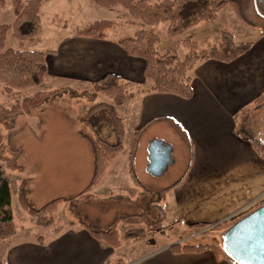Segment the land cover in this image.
<instances>
[{
	"label": "crops",
	"instance_id": "crops-1",
	"mask_svg": "<svg viewBox=\"0 0 264 264\" xmlns=\"http://www.w3.org/2000/svg\"><path fill=\"white\" fill-rule=\"evenodd\" d=\"M65 4L81 7L79 17L75 16L77 25H72L75 33L99 19L111 20L100 18L98 10L101 8L94 0H51L44 7ZM51 11V17L70 21L68 16L71 12ZM74 13L77 15L76 9ZM251 29L254 28L242 27L244 32ZM262 29L256 33L251 32V36L246 35V38L250 37L252 47L234 61L224 63L210 59L199 62L191 72L190 97L136 92L132 99L119 106L118 112L124 118L126 128L124 149L108 167L104 180L92 192L107 195L110 188L119 185L117 182L121 181V177L124 179L129 176L132 136L142 131L137 157L142 150L147 130L152 129L157 138L155 140L160 139L172 146L174 161L177 157L182 159L185 148L189 151L187 169L165 188L169 190L160 203L167 215V228H184L191 232L196 230L191 228L193 225H205V228L200 229L205 230L247 209L264 204V156L254 146L255 142L264 145V102L257 103L264 95ZM75 33L65 37L58 50L46 52L50 79L93 83L113 74L140 83V90L150 88L151 83L145 79L146 62L130 56L119 45L121 36L118 33L112 35L111 32L106 39L88 38ZM234 35L236 40L237 35ZM149 146L146 145L148 149ZM136 157L133 166L142 181L136 169ZM148 165L147 159L145 167ZM37 228L38 233L32 228L22 227L14 237L2 241L0 262L231 264L225 257L218 258L212 250H172V246L177 244L198 245L188 243L193 238L192 233L161 246L151 243L152 237H147L123 243L120 248H112L94 238L75 218L69 220L60 232H56V228Z\"/></svg>",
	"mask_w": 264,
	"mask_h": 264
},
{
	"label": "rangeland",
	"instance_id": "rangeland-1",
	"mask_svg": "<svg viewBox=\"0 0 264 264\" xmlns=\"http://www.w3.org/2000/svg\"><path fill=\"white\" fill-rule=\"evenodd\" d=\"M23 1L26 3L28 0ZM99 8H101L98 10L101 14L100 18H110L122 23L118 27H121L120 30L116 33L112 32V35L118 33L119 36H127L139 30L138 26L127 25L134 20L125 7ZM240 8L254 29L244 32L242 27L246 25L240 20L238 21L232 7L227 6L218 14L214 22L201 23L179 37L168 36V23H161L155 27L153 30L161 39L160 52L175 50L180 58L184 59L190 52L188 43H197L200 50L211 48L220 40L221 32L224 30L235 33L238 43L244 40L250 41V37L246 38V35L251 36V32L256 33V31L264 28V16L259 13L256 0H240ZM53 9L65 13L71 12V15L68 16L70 21L51 17V10ZM75 9L77 15L74 13ZM80 12L81 7L68 4L65 6H43L40 20L41 29L38 37L20 42L14 38L12 31H10L4 51L23 49L46 53L48 50H58L60 42L65 37L75 33L72 25H77L75 16L79 17ZM14 21L12 0H7L6 6L0 9V23L11 25ZM68 26L69 28L65 29ZM61 88H68V91L46 101L37 108L31 109L26 114L10 118L0 117V164L11 185L16 233L22 227L32 228L36 233L39 231L36 221L21 206L19 196L22 185L25 195L35 208H40L57 198L72 199L86 189L93 173L91 144L81 136L80 132L87 131L94 135V131H97L104 140L111 143L116 141L113 124L108 113L103 112L95 115L93 122L96 130L87 127L83 121V117L93 105L100 102L112 103L102 94L96 95L93 86L88 83L52 80L47 75L44 82L39 86L26 90L9 91L0 80V107L10 108L39 92H49ZM94 96H96L95 100L93 99ZM155 139H157L155 138V131L147 130L142 150L137 157L135 155L137 158L136 169L143 181L137 176L140 185L134 182L130 173L124 179L121 177V181L117 182L119 185L110 188L107 195L101 192H92L101 184L103 178L91 190L90 196L87 198L61 202L54 215L55 224L50 228L62 230L63 227L67 226L69 220L75 218L80 222H86L95 230H106L115 218L123 217L133 219L137 223H120L118 225L120 238H124L125 234L131 230H146L147 237H152L151 243L155 242L161 246L166 242L184 238V236L192 233L193 238L189 239L188 243H216L223 248L225 230L217 228L218 226L214 229L192 230L193 232H187L184 228L172 230L167 226L155 231L150 230L152 224L156 225L161 216L159 208H161V198L164 195L162 196L160 192L175 182L185 172L189 163V151L185 148L182 159L175 157L176 160L163 176L154 177L150 175L145 167L148 159V146L146 147V145ZM14 157H16L15 161L20 169L14 170L8 166L7 161ZM148 222L152 223L151 227Z\"/></svg>",
	"mask_w": 264,
	"mask_h": 264
},
{
	"label": "trees",
	"instance_id": "trees-1",
	"mask_svg": "<svg viewBox=\"0 0 264 264\" xmlns=\"http://www.w3.org/2000/svg\"><path fill=\"white\" fill-rule=\"evenodd\" d=\"M7 0H0V9L6 6ZM51 0H12L15 21L11 25L0 23V80L7 90H26L41 85L48 75L46 63V53L31 50L5 49L8 33L12 31L14 38L20 42L38 37L40 34L41 10L45 3ZM102 8L112 9L116 6H122L127 9L133 20L130 24L138 26L132 35L121 36L118 40L130 56L138 57L146 62L145 79L151 83L150 88L140 90V83L121 78L117 75L109 74L102 80L88 83L93 86L95 94H102L112 103L100 102L93 105L83 121L87 127L95 128V115L98 113H108L113 124V130L116 135L114 143L104 140L99 132L94 131V135L87 131H81L83 138L91 144L94 168L92 178L86 189L72 199L79 200L87 198L104 178L110 164L119 156L124 149V138L126 128L124 119L119 114L117 107L132 99L136 92H157L174 94L180 97L188 98L191 96V72L195 66L204 60H218L229 63L245 54L252 47V42H236L232 32L224 30L221 32L220 40L216 45L208 49L200 50L195 42L188 43L189 54L181 59L175 50H169L165 53L160 52L159 47L161 39L154 28L161 23H168V36L175 38L182 36L192 30L200 23H210L217 19L220 12L227 6L232 7L236 17L246 26L252 24L246 20L240 8V0H94ZM122 23L112 20H98L84 29L79 30L78 36L106 39L111 32H116ZM264 32V28L262 29ZM68 88L56 89L49 92H39L31 98H26L22 103L16 104L10 108L0 107V117H15L28 113L31 109L41 106L46 101L61 96L66 93ZM94 100L96 96H94ZM264 102V95L257 103ZM142 131L136 132L130 141L129 164L130 173L134 182L140 185L139 179L133 170V161L137 152L139 139ZM255 149L264 156V145L254 143ZM16 157L8 160V166L17 170L20 167L15 161ZM1 162V159H0ZM21 187L19 200L23 210L31 216L40 227L50 228L55 224L54 215L61 202H70V198L54 199L40 208H35L28 200ZM169 189H163L160 193L163 195ZM162 199V198H161ZM161 216L156 225L152 224L151 231L159 230L165 226L167 215L164 209L159 208ZM238 219L221 224L217 228L226 229L235 223ZM94 238L102 241L112 248H120L123 243L144 239L148 233L146 230L128 231L121 239L118 232L120 223H137L133 219L117 217L109 224L106 230H95L86 222H80ZM205 225H193L191 228L201 229ZM60 232L61 229H56ZM16 234L15 218L12 210V190L9 179L5 176L4 170L0 164V242L10 239ZM174 252H201L212 250L218 258L225 257L231 264H239L231 258L216 243H202L198 245L177 244L172 246ZM0 264H8L1 261Z\"/></svg>",
	"mask_w": 264,
	"mask_h": 264
},
{
	"label": "water",
	"instance_id": "water-1",
	"mask_svg": "<svg viewBox=\"0 0 264 264\" xmlns=\"http://www.w3.org/2000/svg\"><path fill=\"white\" fill-rule=\"evenodd\" d=\"M256 7L264 16V0H256ZM148 150L147 172L154 177L163 176L174 163L172 146L153 140ZM223 247L239 264H264V204L224 232Z\"/></svg>",
	"mask_w": 264,
	"mask_h": 264
},
{
	"label": "built area",
	"instance_id": "built-area-1",
	"mask_svg": "<svg viewBox=\"0 0 264 264\" xmlns=\"http://www.w3.org/2000/svg\"><path fill=\"white\" fill-rule=\"evenodd\" d=\"M249 209H247L246 211H248ZM245 212V211H244ZM244 212H242V213H244ZM241 215V213L240 214H238V215H235V216H233V217H230V218H228V219H226V220H224V221H222V222H220V223H218V224H216V225H214V226H212V227H210L211 229H214L216 226H219V225H221V224H225V223H227V222H230V221H232L233 219H235L236 217H238V216H240ZM209 228V229H210Z\"/></svg>",
	"mask_w": 264,
	"mask_h": 264
}]
</instances>
